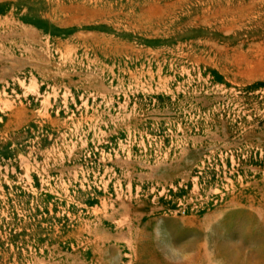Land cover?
I'll return each mask as SVG.
<instances>
[{"label":"rangeland","instance_id":"rangeland-1","mask_svg":"<svg viewBox=\"0 0 264 264\" xmlns=\"http://www.w3.org/2000/svg\"><path fill=\"white\" fill-rule=\"evenodd\" d=\"M0 264H264V0H0Z\"/></svg>","mask_w":264,"mask_h":264}]
</instances>
